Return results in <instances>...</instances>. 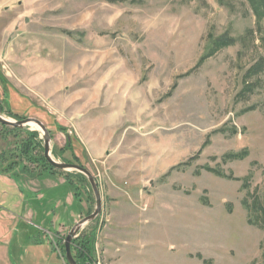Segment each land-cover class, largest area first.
<instances>
[{"label":"rangeland","instance_id":"rangeland-1","mask_svg":"<svg viewBox=\"0 0 264 264\" xmlns=\"http://www.w3.org/2000/svg\"><path fill=\"white\" fill-rule=\"evenodd\" d=\"M0 75L55 159L79 140L102 195L74 238L94 234L92 264H264V17L249 0H0ZM33 131L44 154L37 125L0 123V151ZM78 185L80 220L96 200Z\"/></svg>","mask_w":264,"mask_h":264},{"label":"crops","instance_id":"crops-1","mask_svg":"<svg viewBox=\"0 0 264 264\" xmlns=\"http://www.w3.org/2000/svg\"><path fill=\"white\" fill-rule=\"evenodd\" d=\"M65 176L0 173V264H67L62 238L84 204Z\"/></svg>","mask_w":264,"mask_h":264},{"label":"trees","instance_id":"trees-1","mask_svg":"<svg viewBox=\"0 0 264 264\" xmlns=\"http://www.w3.org/2000/svg\"><path fill=\"white\" fill-rule=\"evenodd\" d=\"M251 6L254 10V13L257 15L258 18L264 17V0H249ZM230 38L226 37H218L213 39L212 46L209 50H217L220 47H225L229 45L231 42ZM0 82L5 84L6 80L3 76L0 75ZM0 112L9 113L16 119L21 120V115L15 112L9 100H0ZM1 123V122H0ZM3 127L9 128L10 131L12 130H27L22 129L19 127H12L5 124H2ZM56 127L62 131H64V127L61 124L56 123ZM12 129V130H11ZM38 137V132L33 131L28 133V137L23 139L20 142H16L14 148L9 149L8 151H0V173L7 174L11 172H15V170L21 171L22 173H28L32 176L41 173V171H51L56 173H62L63 170L56 169L53 167L45 158L44 154L37 155L35 154L37 149H42V145L36 141ZM78 140L76 137H71L67 141V144L60 149L62 154L64 155L66 152H71L72 158L65 159L67 162L76 163L83 167H86L82 161L81 156L75 152L74 141ZM246 150L238 153H230L227 157L231 159H239L243 158L246 154ZM211 171L216 172L219 175H223V172L215 170L214 168H208ZM65 177L69 180L73 186V190L75 192V196H79V185L80 181H87L85 175L79 172H64ZM261 199L264 203V193L261 196ZM263 223H264V209H263ZM94 241L95 237L94 234H90L84 238H76L72 242V251H74V258L78 264H92L93 256H94Z\"/></svg>","mask_w":264,"mask_h":264},{"label":"water","instance_id":"water-1","mask_svg":"<svg viewBox=\"0 0 264 264\" xmlns=\"http://www.w3.org/2000/svg\"><path fill=\"white\" fill-rule=\"evenodd\" d=\"M6 9H8V7H6ZM0 122L5 125H9L12 127H19L22 129H26L29 125H37L43 132L44 156L47 159V161L56 169L63 171L79 172L85 175L86 178L88 179L95 195V200H96L95 209L91 214L80 219L71 227L64 241L65 257L68 263L78 264L72 253L73 239L78 235V233L84 227V225L94 221L102 212V195L95 176L86 167H83L76 163L60 161L54 158L52 154V137L50 131L48 127L45 125V123L40 119L34 117H28L21 120H13L5 117L3 113L0 112Z\"/></svg>","mask_w":264,"mask_h":264}]
</instances>
